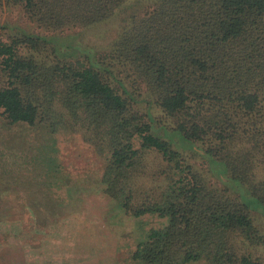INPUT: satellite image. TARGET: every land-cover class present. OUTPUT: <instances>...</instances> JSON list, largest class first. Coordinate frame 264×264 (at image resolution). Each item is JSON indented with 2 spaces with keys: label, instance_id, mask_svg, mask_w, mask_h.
<instances>
[{
  "label": "trees",
  "instance_id": "1",
  "mask_svg": "<svg viewBox=\"0 0 264 264\" xmlns=\"http://www.w3.org/2000/svg\"><path fill=\"white\" fill-rule=\"evenodd\" d=\"M126 1L0 6L20 7L57 31L106 21ZM48 51L55 49L39 36L0 40V109L12 124L82 134L100 155L109 153L105 193L127 215L170 218L139 243L135 260L264 264V234L254 218L264 214V0H154L107 54L77 62L37 55ZM115 67L134 77L138 93L116 85ZM140 102L160 108L172 122L167 130L194 156L225 165L227 173L218 167L221 186L188 163L173 138L156 132ZM161 176L167 184L144 181ZM246 188L262 210L239 199Z\"/></svg>",
  "mask_w": 264,
  "mask_h": 264
},
{
  "label": "rangeland",
  "instance_id": "2",
  "mask_svg": "<svg viewBox=\"0 0 264 264\" xmlns=\"http://www.w3.org/2000/svg\"><path fill=\"white\" fill-rule=\"evenodd\" d=\"M153 1L127 0L106 21L57 31L38 26L20 7L0 6V40L30 34L46 38L49 48L55 49L37 53L40 58L74 62L89 54L97 58L112 50L132 18L144 14ZM114 73L117 86L139 92L140 85L132 75L118 67ZM138 109L153 114L156 132L173 138L186 161L210 184L222 185L218 167L226 172L223 163L214 160L216 166L204 156H194L180 134L184 141L167 130L171 119L155 104L140 102ZM108 161L109 153L100 155L80 133L12 124L0 109V264H144L133 258L134 251L151 229L167 226L170 218L156 213L127 215L105 193L102 178ZM144 181L156 185L168 182L164 176L156 182ZM245 190L248 194L242 193L239 199L252 211L261 209L258 200ZM254 218L264 234V214L255 212ZM187 264L207 261L201 258Z\"/></svg>",
  "mask_w": 264,
  "mask_h": 264
}]
</instances>
